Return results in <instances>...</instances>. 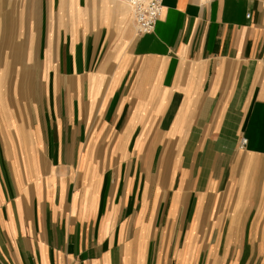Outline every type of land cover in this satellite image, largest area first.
I'll return each instance as SVG.
<instances>
[{
	"label": "crops",
	"instance_id": "crops-1",
	"mask_svg": "<svg viewBox=\"0 0 264 264\" xmlns=\"http://www.w3.org/2000/svg\"><path fill=\"white\" fill-rule=\"evenodd\" d=\"M31 1L0 0V264H264V0L144 35L127 0Z\"/></svg>",
	"mask_w": 264,
	"mask_h": 264
},
{
	"label": "built area",
	"instance_id": "built-area-1",
	"mask_svg": "<svg viewBox=\"0 0 264 264\" xmlns=\"http://www.w3.org/2000/svg\"><path fill=\"white\" fill-rule=\"evenodd\" d=\"M133 13V20L138 35L151 33L162 14V0H127ZM247 140H240V147H244Z\"/></svg>",
	"mask_w": 264,
	"mask_h": 264
},
{
	"label": "rangeland",
	"instance_id": "rangeland-1",
	"mask_svg": "<svg viewBox=\"0 0 264 264\" xmlns=\"http://www.w3.org/2000/svg\"><path fill=\"white\" fill-rule=\"evenodd\" d=\"M42 2V9L43 10H46L47 9V2H45L44 0L43 1H41ZM41 2H40V0H38V3H37V5H38V8L40 7V4H41ZM26 5H27V10L29 11L30 10V7L32 8L33 7V4H32V1L31 0H27V2H26ZM27 10H26V13H27ZM33 57H31V58H29V59H27L28 61L26 62V68H28V67H32L31 68V70L33 69V70H36V69H38V63H37V61H38V59L37 58H35L34 59V61H33ZM35 68V69H34ZM32 75L30 74V73H27V89H26V97L29 99L30 97H32V91H31V88H30V83H31V80H32V77H31ZM242 138H245V137H240V139H239V143H238V146H239V148H244V147H240V140L242 139Z\"/></svg>",
	"mask_w": 264,
	"mask_h": 264
}]
</instances>
